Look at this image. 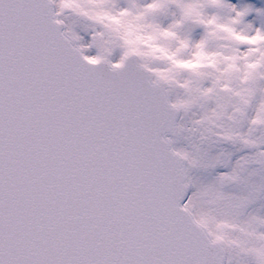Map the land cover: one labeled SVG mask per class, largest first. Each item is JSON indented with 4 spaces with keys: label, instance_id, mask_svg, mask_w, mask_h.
Listing matches in <instances>:
<instances>
[{
    "label": "snow or ice",
    "instance_id": "6c2138e0",
    "mask_svg": "<svg viewBox=\"0 0 264 264\" xmlns=\"http://www.w3.org/2000/svg\"><path fill=\"white\" fill-rule=\"evenodd\" d=\"M0 264H264V0H0Z\"/></svg>",
    "mask_w": 264,
    "mask_h": 264
}]
</instances>
